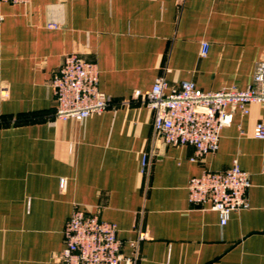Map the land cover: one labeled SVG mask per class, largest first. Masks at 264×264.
Instances as JSON below:
<instances>
[{"label": "crops", "instance_id": "1", "mask_svg": "<svg viewBox=\"0 0 264 264\" xmlns=\"http://www.w3.org/2000/svg\"><path fill=\"white\" fill-rule=\"evenodd\" d=\"M72 53L97 65L117 105L63 122L50 81ZM261 61L264 0H0V264H60L75 206L115 224L124 257L143 233L137 264H264V140L252 137L264 109L236 111L217 152L191 162L193 147L156 140L151 111L119 104L159 76L169 88L245 90ZM234 159L250 176L249 207L221 227L189 204L187 184Z\"/></svg>", "mask_w": 264, "mask_h": 264}, {"label": "built area", "instance_id": "2", "mask_svg": "<svg viewBox=\"0 0 264 264\" xmlns=\"http://www.w3.org/2000/svg\"><path fill=\"white\" fill-rule=\"evenodd\" d=\"M1 1L25 5L29 0ZM56 27V24L47 25L51 29ZM208 48L206 42L201 44V57L207 54ZM98 75L95 63L74 53L64 56L50 81L56 120L81 121L117 105L99 90ZM131 102H137L151 111L152 130L157 141L171 146L193 147L195 155L190 161L195 162L217 152L220 132L231 125L236 111L248 114L251 104L264 109V61L256 64L252 83L245 90L231 87L203 92L187 81L169 88L164 77L159 76L148 91H135L128 100L119 104ZM252 137L264 140V121L254 125ZM149 161L150 155L143 153L140 174H147ZM64 185L65 180L60 179L59 187L63 189ZM250 186L249 174L234 159L227 170H205L199 176L190 178L187 184L188 202L194 208L216 212L219 225L223 227L232 212L248 209L247 191ZM62 236L64 246L53 256L60 264H137L140 243L145 238L143 233H139L135 239L129 240L131 253L124 257L115 224L103 221L97 214L79 206L74 207L67 219Z\"/></svg>", "mask_w": 264, "mask_h": 264}]
</instances>
